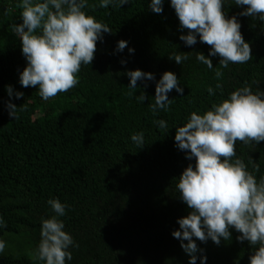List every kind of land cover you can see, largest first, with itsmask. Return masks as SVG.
<instances>
[{
  "label": "trees",
  "instance_id": "obj_1",
  "mask_svg": "<svg viewBox=\"0 0 264 264\" xmlns=\"http://www.w3.org/2000/svg\"><path fill=\"white\" fill-rule=\"evenodd\" d=\"M19 3L0 0V216L6 223L0 239L16 236L24 246L5 250L0 264H34L31 253L41 239L42 219L55 215L47 202L57 198L69 206L60 219L79 245L70 248L73 259L66 264H189L190 257L172 232L179 230L177 220L191 212L177 184L195 159L188 160L176 146V128L186 124L192 112L204 114L238 88L264 91V22L239 16L247 6L225 0L226 16L238 17L253 58L223 68L217 55L209 57V69L196 55L208 57L211 46L199 38L190 47L180 40L189 30L181 31L170 0H164L162 14L148 8L151 0L108 8L88 0L84 11L112 33L97 42L92 64L81 66L79 83L44 101L38 86L24 88L19 83L27 66L20 38L12 31V25L22 23ZM121 40L135 49L134 54L128 48L117 51ZM181 53L189 59L179 65L169 58ZM137 69L153 73L155 80L138 81L133 90L126 73ZM217 70L223 73L219 80ZM167 71L177 75L184 92L173 89L168 110L153 113L156 83ZM209 86L215 96L208 93ZM16 92L24 96L16 99ZM141 92L144 103L136 99ZM8 102L18 107L16 119L9 116ZM157 120L166 121L167 128H159ZM138 132L145 136L142 148L131 140ZM236 154L257 180L264 176V141L238 140ZM231 233L219 246L194 238L207 264H250L258 245L240 243L236 237L241 234L235 229Z\"/></svg>",
  "mask_w": 264,
  "mask_h": 264
},
{
  "label": "clouds",
  "instance_id": "obj_2",
  "mask_svg": "<svg viewBox=\"0 0 264 264\" xmlns=\"http://www.w3.org/2000/svg\"><path fill=\"white\" fill-rule=\"evenodd\" d=\"M129 3L130 0H99V7H121ZM163 5L164 0H151L148 8L162 14ZM235 5L247 6L239 16L264 22V0H235ZM170 6L179 19L181 31L189 30L179 37L186 46L196 45L198 38L211 46L208 57L200 52L196 55L197 61L209 69L213 68L209 57L219 55V66L223 68H228L230 63L244 64L253 58L238 17L226 16L225 0H170ZM18 7L22 9V23L12 25V31L20 38L22 55L27 61L19 83L24 88L38 86L39 96L47 101L79 83L77 74L81 66L92 64L97 42H102L104 34L112 33V29L84 11L88 0H20ZM126 48L127 41L117 42L118 52ZM128 51L134 54L135 49L128 48ZM169 58L178 65L189 59L186 53ZM126 75L130 78L128 88L133 90L137 89L138 81L155 80L153 73L139 69ZM222 76L217 70V80ZM216 88L222 90V85L217 83ZM173 89L183 95L184 88L177 75L167 71L156 83L155 102L150 104L153 113L168 110L173 102L168 94ZM6 91L12 97L13 87L6 86ZM207 91L216 95L211 86ZM23 96V92L15 93L16 99ZM136 99L144 103L146 96L141 92ZM6 107L9 116L16 119L18 107L11 102ZM154 123L161 129L167 128L164 120ZM131 140L139 148L145 145L143 132L131 135ZM238 140L245 144L264 141V91L253 92L247 85L232 91L227 99L213 104L204 114L192 112L188 122L176 128V146L186 152L188 160L195 159V165L187 166L177 184L180 198L191 212L177 220L179 230L172 232L190 257L189 264H197L198 259L200 264H207V256L196 239L204 243L211 240L219 246L222 239H231V229L241 234L236 237L240 243L248 241L252 246L258 245L250 264H264V176L257 180L237 156ZM256 170L259 171L258 166ZM47 203L55 215L42 219L41 239L31 258L34 264H66L73 259L70 248L79 246L64 230L65 223L60 219L69 206L58 198ZM3 227L6 223L0 216V228ZM5 248L6 242L0 239V254Z\"/></svg>",
  "mask_w": 264,
  "mask_h": 264
},
{
  "label": "rangeland",
  "instance_id": "obj_3",
  "mask_svg": "<svg viewBox=\"0 0 264 264\" xmlns=\"http://www.w3.org/2000/svg\"><path fill=\"white\" fill-rule=\"evenodd\" d=\"M2 240L6 242L5 250L17 249L18 247L24 246L22 239L16 236L8 235Z\"/></svg>",
  "mask_w": 264,
  "mask_h": 264
}]
</instances>
